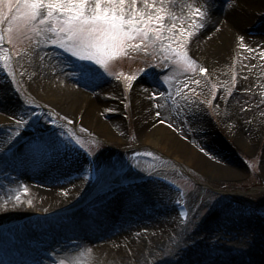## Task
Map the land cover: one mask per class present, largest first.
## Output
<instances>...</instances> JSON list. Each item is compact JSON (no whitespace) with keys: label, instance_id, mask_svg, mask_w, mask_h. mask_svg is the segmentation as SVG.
<instances>
[{"label":"bare ground","instance_id":"6f19581e","mask_svg":"<svg viewBox=\"0 0 264 264\" xmlns=\"http://www.w3.org/2000/svg\"><path fill=\"white\" fill-rule=\"evenodd\" d=\"M178 2L204 7L203 17H191L199 20L202 27L191 24L187 7L182 10L173 8L172 11L177 16H183V23L188 26L187 29H191V39L188 41L191 53L193 50V53L205 56L206 60L211 62L207 72L216 78L213 81H217L219 85L226 81L225 67L229 61L230 50L226 53L225 64L223 51L225 45L235 42L238 45H247L241 55L238 54L234 65L238 77L235 92L241 86L242 90H245L243 96L244 93L250 92H256L258 95L264 93V81L261 82L263 77L260 78L255 72L253 64V60L264 53V30L254 35L244 32L246 26L264 21V0H228L226 5L217 3L216 0ZM158 3H167V0H158ZM253 19L257 20L251 23ZM249 22L250 24H246ZM240 37L244 39L240 40ZM39 52L40 49H37L35 53H29L37 72L31 81V90L36 95L34 103L41 100L40 107L43 110L56 108L71 114L70 117L78 122H84L86 128L94 129L92 132L96 135L98 134L95 129H99L119 139L118 135L124 125L120 113L125 110L120 106L118 108L117 99L123 88L102 75L99 78H84L80 74L78 62H71L62 56L57 57L55 52L49 53V59L41 55L39 58ZM156 73L160 74L159 77L163 74ZM1 75L2 73L0 144L14 138H18L22 144L15 157H7L3 152L4 148L0 149V262L51 264L53 255L63 256L70 261L80 252L91 249V259L82 258L84 264H264V255L258 250L253 249L252 254H249V246L242 247L249 237L252 240L254 238L253 241L256 237L264 238L262 223L257 224L254 230V220L259 222L260 217L249 213L240 214L227 205L228 208L218 209L214 217H209L205 224H200V228L195 230L194 233L198 236L193 238L199 242H194L193 238L186 241L176 217L170 210V200L177 192L158 182L154 175L147 182L134 181L129 187L127 183H121L123 180L114 183L116 177H109V171L113 173L115 168L120 166L115 157L108 158L99 153L96 162L99 160L101 164L102 175L105 176L103 181L108 183V188H94L88 197H84L82 187L86 181L83 170L90 162L58 131L61 122L55 129H51L46 119L36 123L31 120L26 125H20L17 135L20 101ZM147 83L154 87H146ZM160 85V81L155 84L152 79L145 83L139 80L136 90L133 88L134 93L130 94V107L127 109L135 117L134 126L136 132L141 133V145L149 146L177 163L186 161L183 163L188 166L195 164L207 172L208 175H204L207 178L210 176L211 180L243 178L244 176L239 177V171L210 160L204 150L185 144L184 136L178 133L173 135L161 120H153L156 109L162 115L159 119L163 120L167 109L173 107L168 102L165 103V98L158 88ZM153 93L156 94L155 97ZM218 94L216 109L219 122H222L226 132L233 139L236 149L248 150L253 145L254 137L258 136L257 143L263 138L261 168L264 174V136L258 135L264 112L256 106V121L248 125L243 124L240 121V96L233 93L229 97L225 93L222 94L221 90ZM182 97H176L178 106L181 107L184 106ZM157 104L164 107L157 108ZM113 107V110L118 112L115 117L97 116L98 112L101 114ZM183 109L184 107L181 108V113ZM203 110L200 108L184 115L187 116L192 129H203L200 131L213 136L212 133L220 129L214 130ZM27 125L33 127L34 132L27 131ZM125 128L127 129V124ZM209 141L205 139L202 144L210 148ZM219 145L227 152L226 146L221 143ZM12 157L14 158L11 159ZM141 163L134 167L133 172L139 170L142 175L149 176L150 169ZM25 186L27 191H24ZM112 187L116 188V192L111 190L114 198L107 193ZM17 194L19 200L16 199ZM204 194L205 190L202 195ZM29 200L32 201L31 204L28 203ZM155 204L161 205L159 210L157 209L158 218H150L151 211L157 208ZM49 208L52 210L49 211ZM27 211H31L28 215L39 213L41 216L56 211L64 212L33 220L25 219ZM120 222L126 226L128 234L118 228ZM216 226H219L221 232L215 233L213 229Z\"/></svg>","mask_w":264,"mask_h":264},{"label":"rangeland","instance_id":"374dc122","mask_svg":"<svg viewBox=\"0 0 264 264\" xmlns=\"http://www.w3.org/2000/svg\"><path fill=\"white\" fill-rule=\"evenodd\" d=\"M228 0H216L217 3H223V4H227ZM254 20L257 19H253V21H250L251 23L254 22ZM165 22L167 23V21L165 20ZM246 23V24H250ZM169 23V21H168ZM5 27H7V25H4ZM184 28L187 29L188 26H186V24L182 25ZM174 32H178L179 28L173 29ZM238 35H240V33H238ZM191 35H189L187 42L185 43V48L188 51L189 56L196 61V67L199 64H205L207 66H210L211 62L206 60V57H201L198 54H196L195 52L192 53L189 50V45H188V41L191 39L190 38ZM241 36V35H240ZM234 44V45H232ZM231 47H236L238 49V52L236 54L237 55H241V51H243L244 48L242 45H238V43H231L229 42L227 45H225L224 51H223V59H224V64H225V60H226V53H228V50H230ZM37 49H40V52L38 54V57L45 58V59H49V53L51 52H55L57 54V57H61L65 58L66 60H69L71 62L75 61L78 62L79 64L82 63H87L85 61H80L78 58L73 57L71 55V53L67 52L64 49L59 48L58 46L55 45H51L50 43H46V44H42L40 47H36L34 43L31 44V46L28 48L27 52H23L21 54V56L16 57L15 54L13 53V57H14V62L12 64V68L15 70L17 76H16V82L14 81L16 87L18 88V94L20 96H24L25 99L30 102L31 104H34L36 107H34V109H38L40 108V105L42 104L41 100H37L38 102H35V94L32 92V80L33 77L35 76L36 72V65L35 62L32 61L31 59V53H35ZM191 49V48H190ZM30 53V54H29ZM264 53L260 54L258 58H255L253 60V64H254V70L256 73H258L262 78V71L264 72ZM68 57V58H67ZM208 58V57H207ZM64 60V59H63ZM94 68L97 69V71L106 79H108L109 81H111L112 83H116L115 78L117 76H122V78L124 79V82H126V85L124 86V90L122 92V94H120V97L117 99V106L119 108L123 106H121V103H126V105H128L130 107V94L134 93V89L136 90V85L138 84V81L141 80V83H145L147 80H153V78L151 77V75L149 74L148 77L143 76L140 73H137V69H144V68H151L152 72H160L163 73L161 74V77H159V80H155V84H159V81L161 82L160 87H158L162 94L165 93V91L167 93H171V99H168V101H175L176 94L175 91L177 89H180L183 93V99H181L182 101H184V109L183 111L186 112V110H189L190 108L196 109L198 108L197 103L195 102V99L193 98L194 95L197 94L198 91L196 92H191L190 89H192V87L194 86L192 83V81H197V76H196V71H192V70H185L184 72L175 75V79H173L170 83L165 82V78L166 77H170L173 76V68L167 66L166 64H164L163 60H161L160 63H157L156 60L154 59L153 55L151 53L145 54L142 50L140 49H128L127 50V54L126 55H121L120 57L116 58L112 63H111V67H110V71L114 72L115 75H107L104 74L103 69H101L99 66L97 65H93ZM210 68V67H209ZM227 70H225V77H226V81L224 80V82L222 84L219 85V83H216L213 81V79L215 78L213 75L211 76L210 74L208 75V77H206L205 81H200L198 83L199 86H203V87H208L209 83L214 82V85L218 86V91L220 92V90L222 91V94L225 93L226 96H232V94H236L237 96H240V107H241V117H240V121L243 124L248 125L250 122L252 121H256L257 117H255V111L254 109H256V106L261 108V111L264 112V93H262L261 95L256 94V92H250L249 94L244 93L245 95L243 96L242 93L243 91L245 92V90H242V87L240 86V88H238L235 92V88L231 87V82L230 80H228V74L230 71V68L228 67V63H227V67H225ZM234 67H231V69ZM59 69V68H58ZM197 69V68H196ZM136 74L137 78L135 80H130L129 77L132 74ZM238 78V77H237ZM216 79V78H215ZM214 79V80H215ZM264 81V78L261 79ZM210 81V82H209ZM238 82V79H237ZM185 84H187V87H185ZM262 87H263V83ZM145 85V84H144ZM154 87V85L147 83L146 87ZM82 87V86H81ZM134 88V89H133ZM216 88V89H217ZM166 94V93H165ZM35 95V96H34ZM216 99L213 100L214 95H210L205 92L204 96L202 95L201 98H203V100H205V106H204V110L206 113H203L206 116V119L214 126V130L216 129H220V131H214L213 136H211L209 133H204L200 130H198V132H196L194 129V134L198 139H201L204 142V138L201 136H205L206 140H210L209 143L211 146H213L211 149H213L214 151H211L213 153L214 156V160L215 159H220L218 162V164L222 163L221 165L225 164L224 166L227 167L229 166L227 164V162H229L228 160H226L228 157H225L221 155V153L219 152L218 149H222L221 146L219 145V143L223 144L224 146H226L227 149V153L229 154V156H231V160L233 159V157H236L237 159H233L234 163L232 166H229L232 169L235 170H241V172L243 171L244 173L240 174L239 177H243L246 174V169L240 167V157H246L249 159L254 158L255 156L258 157V167H259V171H261V166H262V152L261 153H257L258 152V148H257V138L254 137L253 138V145L250 147V149L248 150H244V149H234V141L233 139L229 136V134L226 132L225 127L223 126L222 122H219V114L217 112L218 108V95L216 94ZM209 96V97H206ZM151 98L152 95L150 96ZM189 100L192 104L189 105V103L186 100ZM207 101H210L209 103H207ZM77 106H79L77 104ZM32 108V107H30ZM128 107H126L125 109L123 108V110H125V112L120 113V119H123L124 125H123V129L122 132L119 133L118 138L110 135L109 133H106V131H101L99 129H95L98 137L102 136L108 140H112L115 143H121L122 140L124 139V130L125 125L129 124L130 128H131V132L133 133L134 136H136L138 138V140H140V136L141 133L140 132H136L135 130V117L133 116V113L127 109ZM54 108H52L51 110H53ZM110 109H114L110 108ZM216 109V110H215ZM259 109V108H258ZM168 111L165 112V114L163 115V120L159 119L161 116L157 117L156 115L152 116L153 120H161V121H167L166 123H164V126L170 130L172 132L173 135H175L177 133L176 130V125H183L185 126V123L187 124L190 123L189 120L187 119L186 115H183L180 112V109L178 107V103L176 101V103H174V108L173 111L172 109H167ZM34 111V110H31ZM54 111L57 113L58 117H60L61 119L63 118L64 121L69 120V118H71V114H68L66 112H62V111H58V109H54ZM158 111V109H156V112ZM260 111V113H261ZM31 113V112H30ZM105 112H101V114H99L98 112V117L103 116ZM186 114H188L186 112ZM67 118V119H65ZM70 120H76L78 122L77 119L71 118ZM155 121V120H154ZM153 121V122H154ZM80 123H82V125L84 127L85 126L84 122L79 121ZM152 122V124H153ZM262 122V126H260L261 128L258 131V135L261 137V135H264V115H263V120ZM84 127L82 128V130H77V132L79 133V137L82 140V142L86 145V147H88L90 150H92V152L95 154V156L98 157L99 153L100 154H104L106 157L108 158H116L117 162L120 163V166L118 168H115L114 172L112 173L111 171H109L110 176L111 177L113 175V177H116L114 182H120V181H124V180H128L134 177H139L142 176V173L139 172V170H137L136 172H133V169L136 165L139 164V162H142L141 164H148L147 159H140L135 155V152L133 149H125L124 147L121 146H116V145H107L101 142H98L95 138H91L90 136H88L84 131ZM148 126H146L147 128ZM188 128V126H187ZM187 128L185 127V131L184 133H186ZM89 129V128H88ZM91 131H93L94 129H89ZM197 130V129H196ZM27 131H30V129L28 128ZM77 133V134H78ZM210 137H212L210 139ZM185 139V136H184ZM260 139V138H259ZM120 140V141H118ZM19 141L18 138H14V139H9L6 142L0 144V149H5L8 146H10L11 144L15 143ZM95 141V142H93ZM183 142L185 144H187L190 147H194L193 145L189 144V142L185 139L183 140ZM220 146V147H218ZM145 152L149 153V150L151 149V147L149 146H144L143 147ZM195 148V147H194ZM217 148V149H216ZM230 150V151H229ZM236 151L238 152V154L236 153ZM99 158V157H98ZM185 160V159H183ZM236 161V163H235ZM99 162V160H98ZM186 161H181L180 163H183ZM100 168L102 170L101 164L99 163ZM145 165V166H146ZM254 165L257 166V161H254ZM191 167H193L194 169H197L199 171L202 172V174L208 175L207 172H205L202 168H200L199 166L195 165V164H191ZM263 170V169H262ZM103 173V170H102ZM105 179V176H104ZM208 179L210 180V176H208ZM234 179H231V181L229 182L228 180H213V181H203L200 182V184L195 183L192 180H187L185 182V185L187 187V191H188V198H187V202L189 204V206L192 208V211L194 213V217H193V221L190 225V229L188 230V232H186L185 234V239L186 241L189 240L188 238H193V236H198V234H195V230H197V228H200L199 225L201 224V226L203 224H205V222L207 221V219L209 217H214V215L216 214L218 209H221L227 202V197L230 195H235L237 197L242 198L243 200L255 204L257 206L260 207H264V182L260 179L259 175L254 176V178L252 180H248V179H243L241 181H239L240 183H235V181H233ZM260 180V182L258 181ZM237 181V180H236ZM229 182V183H227ZM108 185L107 182L103 181V186L106 187ZM205 190V194L202 195L203 191ZM142 192L140 191V194ZM227 196V197H226ZM226 197V198H225ZM156 205V204H155ZM159 206L161 205H156V209H153L151 211V217L150 218H158V216H156L158 214V210H159ZM225 208V207H224ZM55 209V208H53ZM158 209V210H157ZM52 210V208H49V211ZM155 210V211H154ZM28 212L31 211H27V213L25 212V214H28ZM120 230L123 231L124 234H128V230L126 228V226L120 222L119 223V227ZM215 233H219L221 231H219V226H216L215 229ZM199 231V230H198ZM195 238H193L194 240ZM225 240V239H223ZM222 240V241H223ZM254 240V238H253ZM250 237L247 238L246 242L244 243V246H249V250L248 253L252 254V250L256 249L258 250L259 247V243L256 241H253ZM194 242H199L198 239H195ZM258 244V245H257ZM258 246V247H257ZM257 247V248H256ZM63 260H68L64 257H62ZM1 264H5L3 262H1Z\"/></svg>","mask_w":264,"mask_h":264},{"label":"snow or ice","instance_id":"6c2138e0","mask_svg":"<svg viewBox=\"0 0 264 264\" xmlns=\"http://www.w3.org/2000/svg\"><path fill=\"white\" fill-rule=\"evenodd\" d=\"M183 7L189 10L187 16L191 24L202 27L199 20L191 17H203L204 7L181 4L178 0H167V3H158V0H0V65L15 81L17 74L12 68L13 53L19 57L28 51L32 43L36 47L50 43L87 62L79 65L84 78H99L101 74L93 65L103 69L104 74L115 75L110 71L111 63L126 55L128 49H140L145 54L151 53L157 63L163 60L164 64L173 68V76L165 78V82L170 83L175 75L185 70H197L196 61L184 46L191 29L184 28V17L172 11L173 8L182 10ZM166 18L169 23L165 22ZM176 28H179L178 32L173 31ZM243 39L240 37V40ZM199 72L204 73L206 69L200 67ZM137 73L145 77L150 74L153 80H159L160 74L152 72L151 68L137 69ZM116 78L119 79V76ZM136 78L135 73L129 77L130 80ZM192 83L198 84L199 81ZM190 91L195 92V89ZM175 94L183 95L180 89ZM152 95L156 96L155 93ZM161 95L171 99L170 93ZM156 106L164 107L162 104ZM160 115L157 111L156 116ZM27 123V120L19 119L17 135L20 125ZM75 142L84 146L78 137ZM147 155L154 154L149 152ZM24 191H27L26 186ZM16 199L19 200L18 194ZM184 216L187 218V212ZM91 255L92 250L87 249L70 261L61 260L59 264H84L82 258L91 259Z\"/></svg>","mask_w":264,"mask_h":264}]
</instances>
